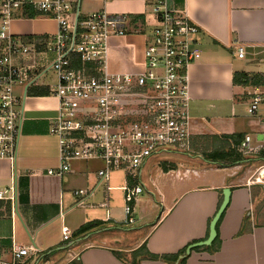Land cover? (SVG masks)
Masks as SVG:
<instances>
[{"label": "crops", "instance_id": "0c3cea01", "mask_svg": "<svg viewBox=\"0 0 264 264\" xmlns=\"http://www.w3.org/2000/svg\"><path fill=\"white\" fill-rule=\"evenodd\" d=\"M154 3L155 0H114L104 6L101 0L80 1L85 14L104 8L128 18V34L111 37L107 42L109 73L142 71L148 32L156 24ZM169 6L183 12L200 28L195 38L200 57L188 69L192 133V153L186 154L189 164L169 161L164 155L170 150L151 155L138 179L143 192L134 206L135 222L129 229H121L112 222L110 199L107 211L100 207L104 202L101 187L86 200L95 207H75L72 192L95 187L96 171L103 167L100 161H72L70 171L60 179L39 174L59 164L57 140L48 133V122L56 116L58 102L52 96L30 95L23 106L14 168L0 160V189L10 186L15 170L18 193L16 214L8 201L0 200L2 252H9L13 245L34 247L37 252L31 253L25 264H127L115 252L129 258L142 244L153 255H174L182 249L186 251L192 242L207 238L222 190L227 188L231 193L216 231L217 251L191 249L174 262L145 260L141 264H178L184 256V264H264V209L257 207L258 189L248 181L247 173L240 175L234 168L209 161L218 166L212 168L200 156L204 149L203 153L213 147L212 150L227 149L229 137L249 135L253 141L261 139L264 107L255 116L248 115L247 94L254 87L235 83V76L264 72V0H169ZM56 30L53 20L42 17L17 16L9 24L10 33L24 40H40ZM238 47L243 48L242 58L237 57ZM52 59V54L46 53L34 60L41 68ZM44 77L37 80V87L47 89L54 81L48 83ZM194 160L200 170L198 166L188 167ZM210 169L223 174L210 178ZM120 201L123 214L122 193ZM97 210L104 216H97ZM86 224L96 226L75 235ZM64 232L69 234L68 240H63Z\"/></svg>", "mask_w": 264, "mask_h": 264}, {"label": "built area", "instance_id": "2783aa9c", "mask_svg": "<svg viewBox=\"0 0 264 264\" xmlns=\"http://www.w3.org/2000/svg\"><path fill=\"white\" fill-rule=\"evenodd\" d=\"M80 1L0 0V160L14 168L28 90L51 71L55 81L47 85V95L56 98L58 105L56 116L48 122V133L57 140L59 164L39 174L60 179L70 171L72 161H100L103 167L96 171L95 187L74 190L72 195L75 207H95L86 200L101 187L104 202L100 207L107 211L108 193L113 190L109 174L122 171V224L131 225L143 192L138 179L148 158L166 150L192 153L188 69L200 57L195 39L200 28L183 12L171 9L169 0H155L156 24L146 40L142 71L111 74L106 69L107 42L128 34L127 18L104 8L85 14ZM111 1L101 0L104 6ZM26 14L53 20L56 32L40 40L14 36L9 24ZM46 53L52 54V61L37 68L35 57ZM243 54L238 47L237 57ZM262 76V85L247 94L249 116L264 107V72ZM16 86L22 88L20 97L14 95ZM260 125L261 139L253 141L245 135L236 146L245 158L242 163H259L254 181L248 180L253 185H264V114ZM16 179L14 170L10 186L0 189V200L11 204L13 214L17 211ZM62 238L68 240L69 234L64 232ZM36 252L31 246L13 245L9 252L0 250V264H25Z\"/></svg>", "mask_w": 264, "mask_h": 264}, {"label": "trees", "instance_id": "16d2710c", "mask_svg": "<svg viewBox=\"0 0 264 264\" xmlns=\"http://www.w3.org/2000/svg\"><path fill=\"white\" fill-rule=\"evenodd\" d=\"M23 17L33 18L34 14H26V16H23ZM262 77H263L262 74H259V75L254 74L250 76L246 74H241V75L235 76V83H239L240 85H243V86L252 85L253 87H255V86L262 85L263 83ZM47 91L48 90L43 87H35V88H31L30 90H28V95L30 94L33 96H46L48 93ZM228 139L229 140L227 142V149H221V148L214 149L210 151L209 153H206L204 155V159L218 164L219 167H221L220 165H222L219 163H223V164L227 163L228 166H231L235 163L243 162L245 158L236 151V146L239 144V142L243 138H240L239 135H237V136L229 137ZM224 167H226V165H224ZM219 223H220V220L218 221L216 225V231H217V227ZM93 226H96V225L86 224L82 226L81 228H79L76 231L75 235H81L87 232ZM192 243L194 244L195 242H192ZM218 248H219V239H218V236H216V238L214 239V241L212 242L210 246L196 247L193 249V251H208V252L213 253L217 251ZM184 253H185V249H182L177 254H174V255L156 256V255L151 254L146 249L145 244H142L139 248H137L136 250L132 251L129 254V258H127V256L123 253L115 252V255L118 258L122 259L127 264H141V262L145 260H151V261L161 260L163 262H174L177 260L178 256H183ZM185 258L186 256L180 259L178 264H184Z\"/></svg>", "mask_w": 264, "mask_h": 264}, {"label": "rangeland", "instance_id": "374dc122", "mask_svg": "<svg viewBox=\"0 0 264 264\" xmlns=\"http://www.w3.org/2000/svg\"><path fill=\"white\" fill-rule=\"evenodd\" d=\"M127 22H129L128 18H127ZM148 33L150 34V32H148ZM54 79L55 78H54L53 72L49 71L45 74L44 81H46L48 83H52L53 81H55ZM21 90H22V88L19 86L14 87V95H16L17 97H20ZM29 96H30V94H29ZM213 148H209L207 151H212ZM170 151L171 152L168 155H164V156L168 157L169 161L170 160H174L175 162L176 161H181V162L184 161L186 164H189L188 163L189 158L186 157L187 155L185 153L176 152L174 150H170ZM203 151L200 152V156L203 157V159H204V155L206 153H203ZM161 158L162 157H160L159 159L161 160ZM151 162H155V160H152ZM207 162H208L207 165L212 167V168H217L219 166V165L216 166L215 164L210 163L209 161H207ZM236 164H239L237 166H240V167L235 168ZM222 165H226L227 168H234V170H237L240 173V175L247 173L248 177H250V181H254V177H252V176L254 175L256 168L259 166V163H256V162L242 163L241 162V163H235L234 165H231V166H228L227 163L222 164ZM203 166H206V165H203ZM188 167H197L198 170H200L199 169L200 165L197 164L196 160L193 161V165H189ZM199 172H201V171H199ZM222 174H223V171H219V170H211L208 172V176H210V178H217L219 176H222ZM109 178H110L109 179V186L111 188H113V190L110 192V196H109V199H110V215H111V218L113 219L112 222H114L121 229H129L130 227H132V225L131 226H123V224H121V222L123 221V214H122L121 209H120L121 208V201H120L121 191L119 188L124 185V173L122 171H112L110 173ZM255 188L258 189L257 194H255V199L257 198V207L260 208L263 206L262 208L264 209V185L257 184V185H255ZM259 193H260V195L258 196ZM97 212H98L97 216H102V217L104 216L103 211L97 210Z\"/></svg>", "mask_w": 264, "mask_h": 264}, {"label": "water", "instance_id": "95a60500", "mask_svg": "<svg viewBox=\"0 0 264 264\" xmlns=\"http://www.w3.org/2000/svg\"><path fill=\"white\" fill-rule=\"evenodd\" d=\"M230 193V190L227 188L222 190V200L215 215L209 223L207 238L203 241L191 244L185 251L186 255L189 254L191 249H194L196 247H208L212 244V242L216 238V225L229 203Z\"/></svg>", "mask_w": 264, "mask_h": 264}]
</instances>
